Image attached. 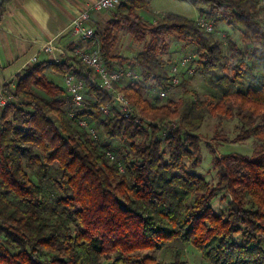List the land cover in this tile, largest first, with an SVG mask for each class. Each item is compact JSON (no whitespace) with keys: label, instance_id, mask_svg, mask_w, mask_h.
<instances>
[{"label":"trees","instance_id":"1","mask_svg":"<svg viewBox=\"0 0 264 264\" xmlns=\"http://www.w3.org/2000/svg\"><path fill=\"white\" fill-rule=\"evenodd\" d=\"M9 1L1 0L0 12ZM194 1L211 6L201 14L212 26L240 27L243 45L230 40L225 52L201 17L165 13L147 20L141 11L152 0H123L107 27L96 25L107 64L140 75L117 85L140 122L118 110L94 83V68L72 49L60 62L34 63L2 86L12 100L0 110V264H188L148 253L176 240L191 243L207 264H264V5ZM122 27L145 41L143 50L112 53ZM171 35L195 45V72L218 95L189 89L184 70L183 94L169 98L178 87L171 66L180 60L164 58ZM49 70L85 83L87 109L70 115L72 96ZM153 87L168 96L159 98ZM108 105L110 112H103ZM209 114L235 115L238 139L262 140L251 155L216 157V184L186 168L201 162L196 132ZM82 118L100 124L108 139L128 142L127 152L119 157L109 143H99ZM219 192L229 198L225 212L212 206Z\"/></svg>","mask_w":264,"mask_h":264},{"label":"rangeland","instance_id":"2","mask_svg":"<svg viewBox=\"0 0 264 264\" xmlns=\"http://www.w3.org/2000/svg\"><path fill=\"white\" fill-rule=\"evenodd\" d=\"M261 4L264 5V0H260ZM118 8L113 10H104L106 14L100 15L99 21L92 20L91 23L95 26L99 24L101 27H107V23L111 18H114L115 12ZM152 10H155L152 12ZM211 11V6L201 1L194 0H154L152 7L148 14L146 10L142 13L146 14V18L150 20L159 19L165 13H176L189 18L198 19L199 17H204L205 14ZM99 13V12H98ZM260 20L264 24V12L260 16ZM99 22V23H97ZM211 23V21H209ZM212 24V23H211ZM213 32L216 39H220L223 42L224 51L229 50V41L233 40L239 45H243V36L240 27H232L227 25L226 22L218 21L215 26H213ZM115 40L112 47L113 54H123L125 56H132L137 52L143 50L144 42H136L130 33L127 32L125 27L117 29L115 32ZM169 53L164 55V58H171V61L180 59L184 56H195L196 47L190 41H178L174 35L168 37ZM193 56V57H194ZM53 79V78H52ZM62 82V79L59 80ZM187 87L189 89H195L198 91L201 97H206L209 94H216V90L210 87L198 73L193 75H188L186 77ZM64 84V81H63ZM64 87V85H62ZM185 87L181 84L175 88V90L170 94L169 98L178 99L184 92ZM34 91L38 95L46 96L43 91L34 87ZM144 94L149 97L150 95L144 91ZM150 98V97H149ZM165 99L164 101H166ZM73 106V104H72ZM73 107H71L72 109ZM70 109V110H71ZM87 109V103L82 107V110ZM262 122V120H258ZM240 125L239 119L234 115L231 117L219 116L215 114H209L204 120L202 126L197 130L199 135V143L201 149V162L197 165H191L187 162L186 168L188 170L196 171L205 176V178L212 184H216L218 181L217 169L213 164V160L216 157L221 158L224 154L238 152L243 154L251 155L253 150L262 142L260 138L255 136H250L246 139H238V133ZM96 129L97 141L101 144H108L111 146L115 154L120 155L127 152L129 147H127L128 142L121 139H108L103 127L97 124ZM167 131L165 127H162V132ZM166 146V144H164ZM54 195V194H53ZM229 203V198L223 197V192H219L218 196L212 201V206L217 212L227 211V206ZM193 249L191 243H184L181 241H172L166 247L159 251H149L148 253L155 255L158 259L164 262H172L178 256L182 259H195L191 255L190 250ZM199 262H205L204 259H200Z\"/></svg>","mask_w":264,"mask_h":264},{"label":"crops","instance_id":"3","mask_svg":"<svg viewBox=\"0 0 264 264\" xmlns=\"http://www.w3.org/2000/svg\"><path fill=\"white\" fill-rule=\"evenodd\" d=\"M93 1L10 0L7 2L0 12V88L32 64L46 60L48 56L40 51V48L49 39H54L66 51L79 45V39L71 31V24L74 18ZM153 1L146 9V14L150 11ZM142 11V16L146 18V14ZM153 11L155 10L151 13ZM104 14H106L104 11L96 12L92 20L102 22L99 17ZM33 56L38 57L37 62L31 61ZM46 74L54 82L64 85V76L61 73L49 70ZM60 78L62 82L59 81ZM190 253L196 258L193 260L182 258L188 264H196L203 258L201 252L194 246Z\"/></svg>","mask_w":264,"mask_h":264},{"label":"built area","instance_id":"4","mask_svg":"<svg viewBox=\"0 0 264 264\" xmlns=\"http://www.w3.org/2000/svg\"><path fill=\"white\" fill-rule=\"evenodd\" d=\"M123 0H94L90 5L80 12L72 21L71 31L75 37L79 39L80 44L73 47L74 53L88 65L94 68L97 77L93 80L96 85L104 89L112 95L113 104L117 106L118 110L123 112L125 116L135 117L137 122H140L141 115L135 109L130 100L119 90L117 85H121L126 79L140 78L138 72L132 68H112L110 67L102 54L100 37L97 27L91 23L92 16L96 12L104 10L116 9ZM1 2V0H0ZM200 18V17H199ZM200 23L208 30H212V24L201 17ZM48 57V60L60 62L63 54L66 52L65 48L59 46L54 39H49L40 48ZM38 57L33 56L31 61L37 62ZM192 56H184L179 61L171 66V71L175 77L173 85L177 86L180 81L179 74L185 70L186 75H193L195 73V65H192ZM64 86L69 94L72 96L73 108L70 110V115L75 116L76 113L82 109L86 103V88L85 83L76 78L73 74L64 76ZM154 95L159 98H166L169 94L166 90H160L156 87L151 89ZM12 96L3 92L0 88V110L6 105L10 104ZM102 111L105 113L110 112V106H102ZM79 122L89 128L91 134L97 138V129L91 126L86 119H80ZM112 158L114 155L109 153ZM196 264H207L205 262H198Z\"/></svg>","mask_w":264,"mask_h":264}]
</instances>
